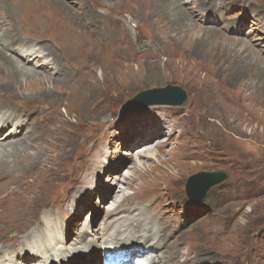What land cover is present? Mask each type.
<instances>
[{"label":"rangeland","instance_id":"374dc122","mask_svg":"<svg viewBox=\"0 0 264 264\" xmlns=\"http://www.w3.org/2000/svg\"><path fill=\"white\" fill-rule=\"evenodd\" d=\"M5 1L13 10L6 5L0 10L4 17L2 31H7L5 43L18 34L28 35L34 46L46 48L55 59L68 63L60 47L45 36L57 30L59 34L72 32L76 40L86 32V36L81 35L87 37L80 44L82 52L77 53L81 57L95 42L96 49L95 55L85 58L88 73L83 74L86 69L58 63L57 69L43 71L55 79V89L46 76L40 77L45 83L37 88L29 81L16 84L8 67V71H0V89L8 92L0 95V107L39 106L37 115L45 122L37 137L24 136L33 146L13 157L19 169L0 170L4 173H0V218L13 219L11 224H0L1 228L9 226L0 237V245L13 241L11 236L19 233L25 239L34 228L28 229L35 224L40 228L39 236L46 232L42 213L33 215L27 224L22 218H13L11 213L27 212L26 202L29 206L35 201L36 212L41 208V212L52 213L51 217L57 219L61 218L58 204L64 202L67 208L62 212L77 217L69 216V220L56 223L60 230L65 227L67 238H74L89 229L88 234L95 236L92 230L108 226L114 215L128 209L115 208L120 199L134 192L144 200L155 199L157 207L163 209L162 222L154 223V228L164 224L171 229L169 237L181 235L182 239H191L190 257L206 253L216 256L195 264H264V11L247 7L259 1L264 8V0H238L240 4L235 5L239 9H232V3H224L225 0H186L181 4L188 12L185 16L179 13V6L169 8L179 0H62L66 5H55V0ZM206 1L215 2L214 12L208 11L210 4ZM29 11L36 15H31L36 22L31 28L27 21H22ZM207 12L210 17L203 21ZM48 16L51 21H47ZM222 17L225 21L217 19ZM113 39L123 41L118 42L117 55L107 64L103 47L116 44ZM78 66L86 68L84 64ZM67 75L73 76L67 77L73 82L62 80ZM7 82L17 88L9 91ZM169 84L186 91L185 105L127 103L143 90ZM39 88L53 91L41 95ZM105 119L108 128L104 126ZM148 128L163 130L146 147L137 146L129 154L127 145H131L137 133ZM54 138L62 144L56 152L65 149L64 157L56 162L61 163V169L47 187L38 189L31 176L33 168L28 169L25 161L35 158L41 142L51 143ZM142 148L152 154L137 157ZM115 161L123 164L121 170H115ZM175 164L186 166L177 179L172 170ZM200 171H226L229 177L212 186L195 203L187 192V183L192 174ZM115 175L120 179H116L112 189L114 197L101 203V185L111 178L114 181ZM78 181L88 185L86 193L75 192ZM53 239L56 236L51 235L35 245L49 242L43 253L48 255L46 251L52 250L56 256L54 247L59 243ZM179 240L174 244H183ZM3 248L0 247L1 254H5ZM20 255L17 250V259L23 261ZM75 260L73 264H84L90 255ZM103 261L100 259V264H105ZM136 263L133 258L131 264Z\"/></svg>","mask_w":264,"mask_h":264},{"label":"bare ground","instance_id":"6f19581e","mask_svg":"<svg viewBox=\"0 0 264 264\" xmlns=\"http://www.w3.org/2000/svg\"><path fill=\"white\" fill-rule=\"evenodd\" d=\"M185 1L186 0L181 2L179 0L175 3H172V5L169 8H172L173 6H176V7L179 6V13H181L183 16L188 15V12H186L182 8V5H181L183 3H186ZM199 1L201 3L205 2L201 0ZM0 2H1L0 10L6 6H8L10 10H12L11 5L8 4L7 1L0 0ZM53 2L55 3V5H61L64 3L65 5L68 4L67 2L63 3L62 0H55ZM141 2H143V0H141ZM206 3L210 4V8L208 10L209 12L210 11L214 12L216 10L217 5H214L215 2L206 1ZM224 3H230V4L232 3L233 4V5L231 4L232 9H239V7L235 5V3L240 4L238 0H225ZM247 7L251 11H255L256 9H261V8H262L261 10L264 11V8L262 4L259 3V1L251 2V5ZM248 8H247V11H248ZM166 10L168 11V9ZM166 13L167 12H164V15ZM179 13L177 14L181 17ZM216 13L218 12H215L213 14H216ZM31 15H35V14L29 11L27 16H22L23 18L22 21L28 22V28H31L30 25L34 23L36 25V22H34L35 19L33 20L31 18ZM85 15L88 17V19L91 18V16H89L87 13ZM203 15H204L202 16L203 21H205V17H210V13L208 12L206 15L205 14ZM3 18L0 15V71L1 70L3 71V68L4 69L6 68V70H7V67L10 68L12 76L15 77L16 79L15 81L16 84H20L22 83V81H26V83L29 81L31 85L36 86L38 88L45 83V80L43 78L41 79L40 77L46 76L44 78L48 79L50 83L52 82L51 84L53 85V88L54 89L57 88V86H55L53 83L55 82V79L53 80L52 77H48V75H46L43 72V71L51 72L53 68L57 69L56 63L60 65L65 64V66L68 65L67 66L68 68H70L73 65L74 67L79 68V69H86V70H83V74L89 72V69H90L88 68L89 63L87 62L85 58L88 55H95L96 42L93 45L89 46L88 51L84 57H81L79 54H77V53L82 52L80 49V44L87 40V37L83 38V36H86L85 34L86 32L84 34L83 32L80 33L81 35L83 34V36L80 35V37L77 40L74 37V34L72 32H63L62 34H59L56 30V33H52V34L45 33L46 37L52 39L60 47L61 54L64 60L66 59L65 61H68V63L66 62L64 63V61L60 60L58 57H56L55 59L53 57L54 55L48 52L50 50L46 51L47 50L46 48L42 49L38 46H34L32 44L33 42H31L32 38H30V36L28 35L21 36L20 34H18L8 39L5 43L3 39L6 36L7 31L6 30L2 31V29L4 28ZM208 19L210 18H207V21H209ZM217 19L221 21H225L223 17L217 18ZM22 21L20 20V22ZM47 21H51V18L49 16L47 18ZM49 23L50 22H48V24ZM62 23H65V22H62ZM50 25L51 24H49L48 26ZM57 27L58 26H56V28ZM1 34L4 36H1ZM102 37H104V35H102ZM120 40L123 41V39H118V40L113 39L112 42H117L116 44L111 43L108 47H103L105 48L103 51L104 52L103 56L105 58L106 57L108 58V59H105V62L107 64L109 63L108 61L112 63L111 58H114L117 55L115 53L120 46L119 45ZM98 50L101 52L102 50L101 44L98 46ZM92 58H94V56ZM80 64H84L86 68H84V66H78ZM38 69H42V70L40 71ZM67 77H73V76L67 75L66 77H63L62 80L66 79L67 81H72V78H67ZM58 81H61V80H58ZM5 85H6V89H9V91H12V92L13 90H15V88H17L15 85H12V83L10 82H7ZM4 91H5V88L4 89L1 88L0 95H2V93L3 95L8 93ZM40 92H41V95L45 93L51 94V92L49 93V90H47V88L40 89ZM14 95L19 96L17 93H15ZM39 111H40L39 106L34 107L33 109L27 106H16L12 108L8 106L0 107V167H1L0 170L14 172L19 169V168L17 169V167L14 165L13 157L16 156L17 153L25 152L27 149L31 148L30 146H33L29 144L30 140L28 139L29 140L28 141L24 136H27V138H31L33 136L37 137L41 133L40 131L42 130L44 126L45 122L37 115ZM107 122H108L107 119H105L103 122L106 128H108ZM35 125H36V128H33ZM162 130L163 129H155V128H148L147 131L141 130L139 133H137L138 136H134V140L131 143V145H127L130 148V151H128V153L132 155L133 152L139 148L137 146L146 147L151 141H153V138L155 135L156 136L160 135ZM18 137H21V138L16 139ZM12 139H15V140L12 141ZM63 139L65 140L66 137L63 136ZM57 140H58L57 138H54L52 139L51 143L47 142V140L46 142L45 141L41 142V144L38 145V154L35 156V158L32 160L25 161L26 167L28 169L33 168L31 170L32 171L31 176H33V180H35L38 183V187H39L38 189H40V187L41 188L44 187V185H46L47 187L48 183L52 182V178H54L55 180L58 177V173L61 169V163H56V162L61 161V159L64 157L65 149L62 150L60 153L56 152L58 148L62 146V144H60ZM72 142H73V138L71 140V144L73 145ZM69 143L70 141L64 147L67 148L69 146ZM45 149L47 150L46 153H44ZM143 150L140 153H137V157L140 156V154L143 155L147 153L146 156H150L152 154V152H150L149 149H143ZM116 163L117 162L115 161L113 165H115ZM123 163H125V160ZM117 164H116L117 166H115V170L116 169L121 170L122 168L121 165L123 164L121 163H117ZM136 165L140 168L142 167V165L139 162H137ZM185 167L186 166H183L180 164H175L172 170L176 173V176H177L175 177L176 179L178 177L180 178V173H183V171L186 170L184 169ZM137 170H140V169L137 168ZM132 173L134 174L133 171ZM1 174H4V173H1ZM159 174L163 175L164 173L159 172ZM113 179L114 181L111 178L109 180L110 182L101 185V187L103 186L101 189V197H100L101 203L108 202L109 199L114 197L113 195L114 193L112 192V189L114 185H116V182L118 181L116 179H120V177L115 175V178ZM128 181H131V180L129 179ZM78 184H79V187L75 188V192L79 193L82 190L83 193H86L87 189L85 188H87L88 185H86L82 181H78ZM34 192L36 193L37 191H34ZM130 195L131 196L127 195L124 198H122L121 196L122 199H120L117 207L115 208L116 211H119L121 210L122 207L126 206L128 207L126 211H123L122 213L118 215H114L112 220L107 224L108 226H104L102 227V229H99L101 233H99V230H92L93 232L95 231L96 237L88 234V231H90V229L85 230V232L78 234L74 238H72L71 235L68 238L65 236V232H64L65 227L62 228V230H60L59 225H57L58 222L56 223V221H60L61 219L69 220V216H71V215L66 214L65 212H62L64 209L67 208V205L64 204V202H59L58 204L59 211L61 213V218L57 219L55 217H51L52 213L41 212V208L39 209V211L36 212L37 208L35 205V201H33L28 206V203L27 202L25 203V201L23 200V203H25V206L27 208L26 209L27 212L24 213L23 215L11 213V215H15L13 218L14 219L22 218L24 220L23 223L27 224L33 220V215L36 217L42 213L43 217H40V218H42V223L44 227H48V228L45 230L46 232L41 236L38 235V230L40 228L37 227L36 224L33 227L28 229V230H32L34 228L32 230L33 232L27 235L25 239L19 236L20 233L12 235L11 239L13 241H9V243L4 242V244L0 245V247H4L3 249H6L5 254H1V252L3 253V251L0 250V264H12L8 262L7 260H5V258L13 260L16 264H73L76 261L75 259H77L78 256H82V255L84 256L90 255V260L84 264H100V259L102 258L103 260H106V261H114L117 258V256L129 258L128 263H121V264H131L133 258H135L136 256L138 257L137 264H195L196 263L195 261L197 260L209 261L211 260L210 259L211 257H216L215 255L211 253H206V254L198 255V256L194 255L190 257V255L193 253L190 250V246H189L190 244L189 242L191 241L190 238H188L187 240L182 239L181 235H180L181 237L178 236L176 238L169 237L168 234L171 232V229L167 228L164 224H162L161 227H159L158 225L157 229L154 228V225H153L154 223L158 221H160L159 223L162 222L161 220H162V214H163V209L158 208L156 205L157 201L155 199L151 201H147L148 199L144 200L140 196H135L134 192ZM116 196H118V193ZM145 202L148 205L144 206ZM76 217L77 215L73 216L71 219H74ZM12 221L13 219L7 220L4 218H0V224L8 225V224H11ZM8 227L9 226H5L3 228L0 227V237L3 235L5 230H9ZM51 235L56 236V240L53 239V241L58 240L57 242L59 243V246L54 247L55 248L54 252L57 254L56 256L52 255L53 253L52 250L46 251L48 255L43 253L44 246H48V244H50L49 242L43 243L42 245H37V244L35 245V243L44 242ZM177 238H180L179 242H182L183 244H180V243L178 245L174 244ZM30 245H33V247L28 248V246ZM17 250L21 252L20 257L24 259L23 261H19L17 259ZM102 250L104 253H102ZM63 251H65V253ZM27 257H33L34 259L33 260L27 259Z\"/></svg>","mask_w":264,"mask_h":264},{"label":"water","instance_id":"95a60500","mask_svg":"<svg viewBox=\"0 0 264 264\" xmlns=\"http://www.w3.org/2000/svg\"><path fill=\"white\" fill-rule=\"evenodd\" d=\"M186 102V91L181 86L170 84L143 90L127 101L128 104L142 106L146 104L185 105ZM228 177L226 171H200L192 174L187 183L190 199L195 203L200 202L212 186Z\"/></svg>","mask_w":264,"mask_h":264}]
</instances>
